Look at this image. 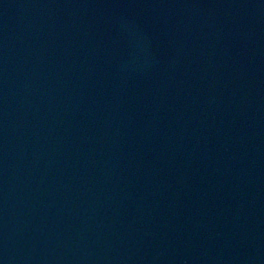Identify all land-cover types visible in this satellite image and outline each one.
Returning a JSON list of instances; mask_svg holds the SVG:
<instances>
[{
    "label": "water",
    "instance_id": "95a60500",
    "mask_svg": "<svg viewBox=\"0 0 264 264\" xmlns=\"http://www.w3.org/2000/svg\"><path fill=\"white\" fill-rule=\"evenodd\" d=\"M0 264H264V0H0Z\"/></svg>",
    "mask_w": 264,
    "mask_h": 264
}]
</instances>
